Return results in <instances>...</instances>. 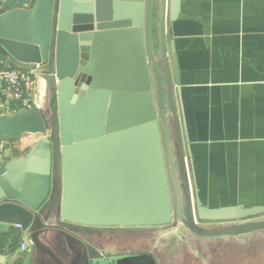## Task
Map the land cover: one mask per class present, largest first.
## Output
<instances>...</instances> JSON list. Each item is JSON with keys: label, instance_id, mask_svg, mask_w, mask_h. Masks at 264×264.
Instances as JSON below:
<instances>
[{"label": "water", "instance_id": "1", "mask_svg": "<svg viewBox=\"0 0 264 264\" xmlns=\"http://www.w3.org/2000/svg\"><path fill=\"white\" fill-rule=\"evenodd\" d=\"M156 2L35 0L28 10L0 14V56L31 71L37 87L32 104L0 116V137L37 138L25 154L5 153L0 232L19 227L35 264H112L87 237L111 228L150 232L176 222L208 239L264 231V207L207 209L193 197L165 0L158 12ZM177 7L170 0L171 19ZM172 70L178 83L173 49ZM90 191L102 194L104 209L87 210ZM113 262L158 264L151 251Z\"/></svg>", "mask_w": 264, "mask_h": 264}, {"label": "crops", "instance_id": "2", "mask_svg": "<svg viewBox=\"0 0 264 264\" xmlns=\"http://www.w3.org/2000/svg\"><path fill=\"white\" fill-rule=\"evenodd\" d=\"M34 1L0 0V14L28 10ZM170 12L165 0V42L193 197L207 209L264 207V0H178L172 19ZM156 24L157 15V43ZM3 87L0 79V116H11L21 108ZM34 91L37 99L35 84ZM36 139H9L1 166L5 153L25 154ZM101 199L88 192L87 210L104 209ZM261 233L235 238L250 240L249 264H255L254 241ZM90 242L105 252L102 233ZM35 255L19 227L0 232V262L35 264Z\"/></svg>", "mask_w": 264, "mask_h": 264}, {"label": "rangeland", "instance_id": "3", "mask_svg": "<svg viewBox=\"0 0 264 264\" xmlns=\"http://www.w3.org/2000/svg\"><path fill=\"white\" fill-rule=\"evenodd\" d=\"M178 238L181 243L175 242ZM255 238V264H264V233ZM103 247L117 255L151 251L158 264H249L252 248L247 238H197L176 222L158 231L127 232L110 238L104 237ZM192 249L198 251L195 258L198 259L199 254V258H202L200 262L193 258Z\"/></svg>", "mask_w": 264, "mask_h": 264}, {"label": "built area", "instance_id": "4", "mask_svg": "<svg viewBox=\"0 0 264 264\" xmlns=\"http://www.w3.org/2000/svg\"><path fill=\"white\" fill-rule=\"evenodd\" d=\"M0 79L3 82V92L20 108H26L34 101V81L31 71L11 69L7 66L3 58H0ZM9 139L0 137V174L4 173L1 166L3 153L8 145ZM26 244L21 245V249H26Z\"/></svg>", "mask_w": 264, "mask_h": 264}, {"label": "flooded vegetation", "instance_id": "5", "mask_svg": "<svg viewBox=\"0 0 264 264\" xmlns=\"http://www.w3.org/2000/svg\"><path fill=\"white\" fill-rule=\"evenodd\" d=\"M202 224H206V225H216L218 223L214 222V223H211V222H201ZM134 232V231H138L137 229H133V230H127V229H117V228H111L108 232H103L102 234L104 235V237H112V236H117L119 234H123V233H127V232ZM98 234H101V233H98ZM98 234H93V233H90L87 235V237L90 236V238L92 237H97ZM95 250L97 251V253H102L104 255H109L111 258H110V261H112V264H114V260L117 259L118 257H120L121 255H126L125 254H120V255H117V254H114V253H111L109 251H106L104 250L105 252H103L102 250H100L98 247H95ZM117 257V258H116ZM249 262V261H248ZM111 263V262H110Z\"/></svg>", "mask_w": 264, "mask_h": 264}, {"label": "trees", "instance_id": "6", "mask_svg": "<svg viewBox=\"0 0 264 264\" xmlns=\"http://www.w3.org/2000/svg\"><path fill=\"white\" fill-rule=\"evenodd\" d=\"M0 58H2V57L0 56ZM3 59H4V58H3ZM4 61L6 62L7 66L10 67L11 69H18V68H16V67H13L12 65H10L5 59H4ZM19 70H20V69H19Z\"/></svg>", "mask_w": 264, "mask_h": 264}]
</instances>
